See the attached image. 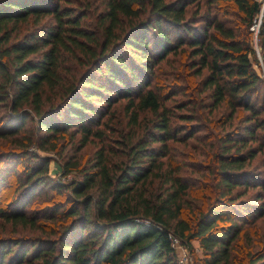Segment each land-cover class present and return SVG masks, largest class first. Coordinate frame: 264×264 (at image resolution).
<instances>
[{
	"label": "trees",
	"instance_id": "trees-1",
	"mask_svg": "<svg viewBox=\"0 0 264 264\" xmlns=\"http://www.w3.org/2000/svg\"><path fill=\"white\" fill-rule=\"evenodd\" d=\"M98 5L92 24L72 0H0V140L12 146L0 152V231L40 230L0 237V264H179L169 233L188 248L197 240L202 264H264V1ZM258 18L260 73L250 44ZM30 19L35 28L18 38ZM121 101L126 133L111 123ZM111 134L114 163L102 144ZM76 136V151L101 144L81 168L60 163L77 180L57 181L39 152ZM191 142L204 161L169 145ZM195 186L200 203L186 205Z\"/></svg>",
	"mask_w": 264,
	"mask_h": 264
},
{
	"label": "rangeland",
	"instance_id": "rangeland-1",
	"mask_svg": "<svg viewBox=\"0 0 264 264\" xmlns=\"http://www.w3.org/2000/svg\"><path fill=\"white\" fill-rule=\"evenodd\" d=\"M73 4H79V6L81 8H88L89 7V13H91V15L86 19L88 21V23H92L94 24V22L92 21V17L99 11V5L98 2L99 0H72ZM258 1H264V0H258ZM47 22L46 18H42L40 19L39 23H45ZM38 23V24H39ZM37 24V25H38ZM35 24L32 22V20L30 19L28 22L26 23H22L18 26L17 30H18V38L23 35L24 33L31 31L32 29L35 28ZM251 30V29H250ZM250 44L252 45V48L255 51V56L256 58L259 60V65L254 64L253 68L260 73L261 72V62H260V55H259V46H258V42H257V36H256V32L251 34V38H250ZM177 61H185L184 57L182 56V54H178L176 56ZM69 65V67H71L73 69V71L75 72L78 69L77 63L74 60H68L67 64ZM161 66H163V63H161ZM79 71V69L77 70ZM63 75H65V79H69L71 77V75H69L68 73L65 74L63 73ZM111 109H113V113H114V118L112 123V127L118 128V127H123V133H126L128 130H130V128L127 126V118L123 113V101L115 104ZM223 110V108H222ZM202 113L206 112L203 111L202 109L200 110ZM220 113H215L212 115H208L207 116V122L208 119L210 118H214L219 116ZM152 118V116H150L149 114L146 113H141L139 115L138 120L139 121H143L146 120L149 121ZM105 119V118H104ZM206 122V125H207ZM121 123V124H119ZM78 136H76L71 143H68L67 140H63V139H59L58 143H57V149L56 151H45V152H39L41 155L44 156H48L50 158V163L48 166V174L50 177L54 178L57 181L60 182H69L71 180H77L80 175L78 173V171H71L69 173H66L62 170L60 163L70 160L72 162H76V164L79 166V168H81L86 162L87 160H89L92 156V154L95 153L96 148L101 144L98 140H92V142L87 143L83 148H81L80 150L76 151L75 149V145H76V140ZM111 140H107L105 142H103L102 144H107L109 145L108 149L110 150V148H112L110 150L111 153H115V155L112 157L111 159V163L117 162L118 161V157L121 156L120 155V150H118L120 147L118 146V142H116L118 139L117 136L115 134H111L110 135ZM67 138V137H66ZM170 146H174L176 147V150L181 151L182 153H186V154H181L184 158L185 155L187 157H190V155L195 156V162H199V161H204V156L201 155L203 153V147L202 144H198V143H187V145H182V144H178V143H169ZM12 148V146L10 144H8L7 141H2L0 140V152H3L4 150H10ZM208 148L206 147V150ZM259 156L256 158V160L253 162L252 165H254L255 163L258 162ZM189 161V160H188ZM6 165V164H4ZM192 165V164H189ZM203 165V164H201ZM17 169L19 171H21V166L19 165L17 167ZM18 173V171L16 172ZM180 173H183L186 177H190L192 179H196L197 181H199V178H201L202 181H204L206 178H204L205 176H203V173H207V170H203L202 172L196 173L194 169L192 168H183L181 170ZM207 176V175H206ZM10 177V176H9ZM14 176H11L8 179V183L12 186L14 181H15ZM200 183H197V185H199ZM6 186V185H5ZM5 186H3V188L0 190V201L3 202L6 198H7V191L5 189ZM157 183H153L151 185V187L156 188ZM150 187V188H151ZM199 189L200 186L198 187H191L188 190V194L183 197V199L185 201H187L188 203H186V205L189 204V206H193V205H197L200 203V199H199ZM48 192V188H44L40 191H37L34 198L30 199V204H28L29 209L31 208V206H34L39 200H42V196ZM41 197L38 199V197ZM7 201V200H6ZM5 201V202H6ZM4 202V203H5ZM3 203V204H4ZM187 211V210H185ZM40 232V230L38 229H22L20 226H16L15 228H11L10 225L6 224L4 226V230L0 231V237H18V236H26V237H32L35 235H38ZM191 248L185 249V253L186 255L190 258L191 264H202L201 259H202V253H201V249L199 247V243L197 242V240H191L190 242ZM184 246H182L183 248ZM184 249V248H183ZM175 251V255H176V259L177 262L180 264V260L182 258V250L181 249H174ZM183 264V263H182Z\"/></svg>",
	"mask_w": 264,
	"mask_h": 264
},
{
	"label": "built area",
	"instance_id": "built-area-1",
	"mask_svg": "<svg viewBox=\"0 0 264 264\" xmlns=\"http://www.w3.org/2000/svg\"><path fill=\"white\" fill-rule=\"evenodd\" d=\"M259 21L260 19L258 18L257 20H254V22L252 23L250 29L253 33H257L258 31V26H259ZM169 239L171 241V246L176 249H181L183 254H182V258L181 260L179 261L180 264H191V261H190V258L186 255L185 253V249H187V246L185 244L182 243V241L180 240L179 237H177L176 235L172 234V233H169ZM182 246H184L182 248Z\"/></svg>",
	"mask_w": 264,
	"mask_h": 264
}]
</instances>
